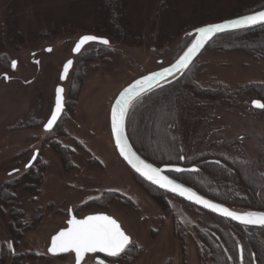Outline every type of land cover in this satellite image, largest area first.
Here are the masks:
<instances>
[{
	"label": "rangeland",
	"instance_id": "obj_1",
	"mask_svg": "<svg viewBox=\"0 0 264 264\" xmlns=\"http://www.w3.org/2000/svg\"><path fill=\"white\" fill-rule=\"evenodd\" d=\"M130 1L132 11L137 10L139 0ZM142 2L149 10L157 8L155 0ZM167 18L158 12L162 36L175 29ZM91 25L81 0H0V75L10 76L8 81L0 77V188L5 184L11 191L0 203V247L6 254L0 264H10V240L21 253L22 264H72L73 253L47 251L50 236L65 226L70 209L78 217L105 212L119 222L131 244L129 252L114 258L118 264H126L132 255L131 264H208L199 258L194 241L199 231L216 220L170 195L165 197L170 211L164 212L152 197L155 192L117 154L109 128V108L120 89L169 64L184 49V40L181 35L160 44L153 39L148 43L107 38V46L89 43L73 54L79 36L95 34ZM32 51L38 66L30 60ZM69 58L73 59L71 69L61 81V67ZM13 60L16 68L11 70ZM192 65L195 78L204 85L220 81L235 90L245 83L264 82V58L241 50L218 52L207 45ZM59 84L64 88V114L46 133L43 123ZM234 93L228 102L221 98L198 101L195 114L180 116L172 133L189 147L188 154L222 151L226 156L258 158L261 163L258 147L264 135V113L249 108L258 99L253 91ZM162 106L154 102L140 123L142 142L151 150L161 147L157 140L161 130L156 125ZM56 141L59 150L51 145ZM34 150L38 155L32 165L43 167L38 190L27 191L23 184L13 187ZM234 183L237 192L243 193L241 183ZM10 201L28 224L15 238L8 224ZM95 257L102 256L88 254L82 264H95Z\"/></svg>",
	"mask_w": 264,
	"mask_h": 264
},
{
	"label": "trees",
	"instance_id": "obj_2",
	"mask_svg": "<svg viewBox=\"0 0 264 264\" xmlns=\"http://www.w3.org/2000/svg\"><path fill=\"white\" fill-rule=\"evenodd\" d=\"M81 1L87 5L91 15L90 30L99 36L122 42L149 43V40L153 39L156 44H160L181 35V39L184 40L181 49L190 40L187 34L189 30L264 7V0H155L157 8L152 11L149 10L151 8L144 7L143 0H139L137 10L132 11L130 0ZM158 12L160 17L168 16L167 19L174 22L170 25H174L175 29L166 30L163 36L158 28ZM208 45L218 52L241 50L255 58H264V26L258 25L216 35ZM192 64L173 81L142 95L133 103L126 120L128 138L135 150L153 164L197 165L196 171L180 173L171 171L169 174L205 196L229 205L264 210V135L259 139L260 163L258 158L226 156L222 151L188 154L189 147L185 148L180 137L172 133V129L178 126L180 116L183 119L188 112L195 114L199 110L198 101L201 100L221 98L227 101L232 93L235 95L234 92L241 89L253 91L264 103V82L245 83L235 90L220 81H211L204 85L195 78L196 71ZM154 102L163 105L156 125L161 130V135L157 139L161 147L151 150L147 143L142 142L140 123L146 112L153 108ZM248 106L255 113H264L262 109L251 107L250 104ZM203 107L207 109V106ZM51 145L57 148L56 150L61 146L57 141ZM146 148L150 151H146ZM181 156L184 159H179ZM34 165L21 171L13 187L23 184L27 191L38 190L43 167ZM136 176L155 192L152 197L161 209L164 212L170 211V205L165 199L170 194ZM236 181L241 183L243 193L237 192L234 183ZM6 193L10 195L11 191L4 184L0 188L2 205ZM109 198L107 197L106 201L110 200ZM91 204H96V201H92ZM7 207L10 212L8 222L10 236L15 238L21 235V231L28 224L22 217L20 209L13 205V201L8 202ZM211 216L216 222L199 231V238L194 241L202 261H208V264H264V227L245 226L214 214ZM125 252L129 250L126 249ZM132 256L127 257L126 264H131Z\"/></svg>",
	"mask_w": 264,
	"mask_h": 264
},
{
	"label": "snow or ice",
	"instance_id": "obj_3",
	"mask_svg": "<svg viewBox=\"0 0 264 264\" xmlns=\"http://www.w3.org/2000/svg\"><path fill=\"white\" fill-rule=\"evenodd\" d=\"M255 25L264 26V11H257L251 15H244L241 18L230 20L225 23L210 24L205 27H200L196 30V39L192 42L191 47L176 61L171 67L164 68L162 71L143 76L136 80L129 87L125 88L119 94L111 108V131L115 139L116 148L123 159L139 173L142 177L150 181L158 187L177 193L184 196L190 201H194L219 215L237 221L245 226L256 225L264 227V212H244L239 214L230 211L226 207H221L217 204L210 203L207 200L197 196L196 193L184 188L181 184L174 182L167 176L161 174L159 168H154L150 164H146L134 152L131 151L125 136V118L128 115L130 103L134 97H137L146 91L152 89L153 85L161 79H166L170 74L182 71L191 63L193 57L205 43H207L215 34L224 31L225 29H239L243 27H251ZM98 42L107 46L109 41L100 39L95 36L85 35L79 39L74 53H79L82 46L89 42ZM51 51V49H48ZM72 61L69 60L63 69L60 79L63 80L68 74ZM11 67L16 68V61L11 62ZM7 80L8 77L5 76ZM63 88L58 87L55 93V106L51 110L50 118L44 124L46 131H51L61 117L63 111ZM252 106L256 109L264 110V103L259 100H254ZM35 159V157H33ZM184 159V157H179ZM30 167V165H26ZM176 173L184 171L179 167L171 169ZM190 171H196L191 169ZM68 227L59 231L51 239V246L47 249L52 255L59 253H74L75 264H82L88 254H103L106 258H118L126 251L131 244L130 237L122 230L121 225L109 215L93 214L87 215L82 219H77L69 210ZM12 245L9 244V248ZM98 264H105L103 259L99 260ZM107 264H118L116 259L108 260Z\"/></svg>",
	"mask_w": 264,
	"mask_h": 264
},
{
	"label": "water",
	"instance_id": "obj_4",
	"mask_svg": "<svg viewBox=\"0 0 264 264\" xmlns=\"http://www.w3.org/2000/svg\"><path fill=\"white\" fill-rule=\"evenodd\" d=\"M257 11H264V7H263V8H260V9H257V10H254V11H252V12L245 13V14H242V15H238V16H235V17H231V18H228V19H223V20H220V21H216V22H212V23L203 24V25L197 26V27H195V28L189 30V31L187 32V34L190 36V41H189L188 44L184 47V49H183V50H182V51H181V52H180V53H179V54H178V55H177V56H176V57H175V58H174L169 64H167V65H165V66H163V67H161V68H159V69H156V70H153V71L148 72V73H146V74H143V75H141L140 77H138L137 79L131 81V82H130L129 84H127L126 86L122 87V88L120 89V91L117 93V95L115 96V98L112 100V103H111V106H110V109H109V128H110V133H111V137H112L113 145H114L115 150H116L117 154L119 155V157L124 161V163L129 167V169H130L133 173H135V174L138 175L140 178H142L144 181H146L147 183L153 185L154 187H156V188H158V189H161V190H163V191L169 193L170 195H173V196H175V197H177V198H179V199H182L183 201H185V202H187V203H190V204H192V205H195V206H197V207L203 209L204 211H207V212H209V213H211V214H214V215H217V216H219V217H223V216L219 215L218 213H215V212L211 211L210 209H207V208L203 207V206L200 205V204L195 203L194 201H190V200H188V199L185 198L184 196H181V195H179V194H177V193H173V192H170V191H166L165 189H162V188L158 187L157 185L152 184L150 181H148L147 179H145L144 177H142L139 173H137L134 169H132L130 165H128V163L123 159V157L120 156V154H119V150L116 148L115 139H114V137H113V135H112V131H111V118H110V116H111V108H112V105L114 104L115 100L119 97V94H120L121 92H123V90H124L125 88L129 87L132 83H134L136 80L141 79L143 76L150 75V74H152V73L162 71L164 68L171 67V65L175 64L176 61H177V60H178V59L184 54V52H186L187 49H188L189 47H191L192 42H194V40L196 39V30H197L198 28H200V27H205V26H208V25H210V24L225 23V22H228V21H230V20H234V19L241 18V17L244 16V15H251V14H254V13L257 12ZM255 26H258V25H255ZM255 26H251V27H243V28H239V29H225L224 31L215 34L213 37H215L216 35H219V34L225 33V32H230V31H235V30H241V29H247V28H252V27H255ZM85 35H91V36L98 37V38H100V39H106V40H108L106 37L99 36V35H95V34H92V33L82 34L81 36H79V38L76 40V42L74 43V45H73V47H72V53H73V54H77V53H74V52H73V49L75 48V45L77 44V42L79 41V39H80L81 37L85 36ZM213 37H212V38H213ZM212 38H211L207 43H205L204 46H203L201 49L198 50V52L196 53V55L193 57L191 63L188 65V67L194 62V60L199 56V54L203 51V49L209 44V42L212 40ZM93 42H95V41H93ZM89 43H90V42H89ZM97 43H98V42H97ZM82 47H83V46H82ZM69 60H71L72 63H73V59H72V58L67 59V60L63 63V65H62V67H61V71H60L59 79H60L61 74L63 73L64 65H65ZM188 67L185 68V69H183L182 71H179V72H175V73H173V74H170L166 79H161L159 82L155 83V84L153 85V87H152L151 90L146 91L145 93H143V94H141V95H139V96H137V97H134V98L132 99L131 103H130L129 109H130V107L133 105V103H134L138 98H140L142 95H144V94H146V93L152 91L153 89H156V88H158V87H160V86H162V85H165V84H167V83L173 81L174 79H176L177 77H179L181 74H183V73L188 69ZM70 69H71V67H70ZM70 69H69V70H70ZM68 72H69V71H68ZM67 75H68V74H67ZM67 75L65 76V78H64L63 80H61V79H60V80H61V81H65ZM58 87L63 88V86L60 85V84L56 86V89H57ZM56 89H55V93H56ZM62 96H63V100H64V95L62 94ZM254 100H259V99H253V100L251 101V105H252V102H253ZM259 101H260V100H259ZM260 102H261V101H260ZM54 106H55V95H54V104H53L52 109L54 108ZM252 107H253V106H252ZM129 109H128V111H129ZM61 114H62V113H61ZM49 118H50V116H49ZM47 120H48V119H47ZM126 120H127V117L125 118V136H126L127 143H128V145H129V148L131 149L132 152H134V153H135V154H136L141 160H143L146 164H150V165H151L152 167H154V168H159V169L161 170V174H162V175L167 176L169 179L173 180L174 182L181 184L184 188L188 189V190L191 191V192L196 193V195L199 196V197H201L202 199L207 200V201H209L210 203L217 204V205H219V206H221V207H226V208H228L230 211H234V212H237V213H239V214H242V213H244V212H257V213L264 212V210H257V209H250V208H244V209L236 208V207H233V206H231V205H229V204L219 202V201H217V200H214V199H212V198H209V197L205 196L204 194L198 192V191H197L196 189H194L193 187H191V186H189V185H187V184L181 182L180 180L174 178L173 176H171V175L169 174V172H171V169H173V168H175V167H179V168H181V169H184V171H190L191 169H197V167H196L195 165H191V166H183V165H181V164H160V165L153 164L152 162H150L149 160H147L146 158H144L142 155H140V154L135 150V148L132 146V144H131V142H130V140H129V138H128L127 131H126ZM46 123H47V121H46L44 124H46ZM44 129H45V128H44ZM36 156H37V152L34 151V154H33L32 157L30 158V160L28 161L27 165L32 164V163L34 162V160H35V159H33V157L36 158ZM173 172H174V171H173ZM182 172H183V171H182ZM70 210H71V209H70ZM71 214H72L73 216H75L77 219H82L83 217H85V216H87V215H93V214H105V215H108V214L105 213V212H93V213L85 214V215H83V216H81V217H77L76 215H74V213L72 212V210H71ZM109 216H110V215H109ZM111 217H112V216H111ZM69 218H70V217H69V213H68V218H67V220H66V222H65V226L59 228L55 233H53V234L50 236V238H49V243H48V246H47V249L51 246V239H52V237L55 236L59 231L64 230V229H66V228L68 227V223H67V221H68ZM112 218H113V217H112ZM224 218H225V217H224ZM226 219H229V218H226ZM115 220H116V219H115ZM229 220H231V219H229ZM231 221H234V220H231ZM117 222H118V221H117ZM234 222H236V223H238V224H241V223H239V222H237V221H234ZM118 223H119V222H118ZM241 225H243V224H241ZM249 226L259 227V226H256V225H249ZM121 228H122V227H121ZM122 230H123V229H122ZM123 231H124V230H123ZM125 234H126V233H125ZM126 235H128V234H126ZM128 236H129V235H128ZM129 237H130V236H129ZM48 253H49V252H48ZM50 254H51V253H50ZM59 254H62V253H59ZM57 255H58V254H57ZM100 255H103V254H100ZM73 256H74V253H73ZM72 264H75V256H74V261H73Z\"/></svg>",
	"mask_w": 264,
	"mask_h": 264
},
{
	"label": "flooded vegetation",
	"instance_id": "obj_5",
	"mask_svg": "<svg viewBox=\"0 0 264 264\" xmlns=\"http://www.w3.org/2000/svg\"><path fill=\"white\" fill-rule=\"evenodd\" d=\"M90 43H97V42H90ZM87 44H89V43H87ZM98 44V43H97ZM100 44V43H99ZM86 45V44H85ZM49 49V47H47V48H45V50L47 51ZM36 52H37V50H36ZM35 56V51H32L31 52V58H30V60L31 61H33L34 62V64H36L37 66L39 65V61L37 60V58L36 57H34ZM13 61H15V60H13ZM12 62V61H11ZM11 62H10V64H11ZM10 69L11 70H13V68L12 67H10ZM5 76H7L8 77V79L6 80L5 79ZM0 77H3V79L5 80V81H8L9 79H10V76H9V74L8 73H2L1 75H0ZM57 86V85H56ZM56 86H55V89H56ZM55 89H54V95H55ZM63 90H64V88H63ZM63 95H64V91H63ZM53 104H54V100H53ZM52 107H53V105H52ZM64 107H65V102H64V100H63V111H62V114H61V116L64 114ZM51 110H52V108H51ZM50 114H51V111H50ZM50 114L48 115V118H49V116H50ZM47 118V119H48ZM47 119L45 120V122L47 121ZM60 119H61V117H60ZM59 119V120H60ZM59 120L57 121V123L59 122ZM44 122V123H45ZM44 123H43V129H44ZM57 123H56V125H57ZM56 125H54V127L56 126ZM53 127V128H54ZM44 131L46 132V133H48L49 131H46L45 129H44ZM34 151H36L37 152V155H38V150H34ZM34 151H33V153H32V155L34 154ZM37 159V156H36V158H35V160ZM30 160V159H29ZM35 160H34V162H35ZM33 162V163H34ZM28 163V162H27ZM26 163V164H27ZM32 163V164H33ZM32 164H30V165H32ZM25 168H27V167H25ZM73 212V211H72ZM93 213V212H92ZM88 214V213H87ZM74 215H76V214H74ZM77 216V215H76ZM78 217V216H77ZM66 222V221H65ZM10 243H11V245H12V247L11 248H9V245H8V250H9V254H10V256H9V258H10V264H22V260H21V253H17L16 251H15V248H14V244H13V242L10 240ZM9 243V244H10ZM100 255V254H99ZM6 256V254L4 253V251H3V249L0 247V263H1V260H4V257ZM102 257L101 258H99V257H95L94 258V262H95V264H98V262H99V260H101V259H103L104 261H105V264H107V262H108V259H111V258H106V257H104L103 255H101ZM18 257V258H17ZM7 258V257H6ZM17 259V260H16ZM112 259H114V258H112Z\"/></svg>",
	"mask_w": 264,
	"mask_h": 264
},
{
	"label": "bare ground",
	"instance_id": "obj_6",
	"mask_svg": "<svg viewBox=\"0 0 264 264\" xmlns=\"http://www.w3.org/2000/svg\"><path fill=\"white\" fill-rule=\"evenodd\" d=\"M148 73V72H147ZM110 109V108H109Z\"/></svg>",
	"mask_w": 264,
	"mask_h": 264
}]
</instances>
